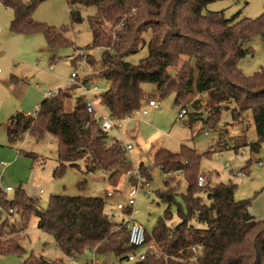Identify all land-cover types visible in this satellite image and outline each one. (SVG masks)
Segmentation results:
<instances>
[{"label": "trees", "instance_id": "trees-1", "mask_svg": "<svg viewBox=\"0 0 264 264\" xmlns=\"http://www.w3.org/2000/svg\"><path fill=\"white\" fill-rule=\"evenodd\" d=\"M44 1L0 0L13 14L11 33L41 34L48 47L56 50L66 43L65 29L32 19L34 10ZM66 1L72 23L81 21L80 8H95L87 22L91 47L103 51L100 61L93 63L97 80L108 85L95 96L97 105L107 110L106 115L117 120L133 115L147 97L142 84H154L160 97L173 94L174 104L184 105L181 111L186 112L187 104L181 102L185 95H202L210 119L231 103L235 121L242 112L251 111L256 142L249 149L257 153L264 148V69L244 76L237 66L248 54L245 46L250 39L264 30V16L248 20L239 19L237 13L225 19L221 12L205 11L209 3L219 0ZM148 30L147 57L137 65L126 63L124 58L138 52L141 36ZM93 79L84 78L89 82ZM70 98L67 90L59 89L55 96L41 101L34 115L11 116L5 127L8 142L20 141L25 133L36 140L48 135L57 144L58 166L53 176H60L67 168L79 170L77 161L85 159V173H107L108 185L116 190L121 177L127 176L132 167L124 158L121 143L101 131L82 98H76L72 110L65 112ZM201 102L199 98L192 106L200 108ZM198 166L199 157L187 147L180 153L159 149L154 154L152 169H159L165 176L180 171L183 175L165 179L163 190L157 194L167 209L152 233L145 231V244H152L154 250L146 254L144 264H264V221L249 214V201H235L233 184L210 185L209 179L199 174ZM138 170L149 178V169L138 166ZM199 177L204 180L202 187L197 185ZM179 179L187 185L183 195L187 213L175 226H169V207ZM105 205L103 198L52 196L47 208L40 210L36 200L21 188L11 199L0 189L1 212L7 216L16 213L21 218L19 226L7 217L0 223V255L22 253L20 233L25 221L33 216L37 229L52 237L63 256L77 260L85 252L94 251L98 257L121 261L134 249L128 243L127 229L118 228L108 219ZM23 264L54 263L30 256Z\"/></svg>", "mask_w": 264, "mask_h": 264}, {"label": "rangeland", "instance_id": "rangeland-1", "mask_svg": "<svg viewBox=\"0 0 264 264\" xmlns=\"http://www.w3.org/2000/svg\"><path fill=\"white\" fill-rule=\"evenodd\" d=\"M79 10V23L71 22L66 0H47L34 10L32 19L35 22L57 30L65 29L66 43L52 51L41 34L26 36L11 33L9 23L13 14L0 2V155H3L0 163L5 165L3 168L0 164V188L12 189V192L6 193L7 199H11L21 188L27 196L36 200L40 210L47 208L52 196L103 198L106 203L104 212L120 221L124 214L115 209L116 203L120 202L118 193L125 195L131 189V183L135 184L131 176L121 177L115 190L107 183V173H85V159L77 161L79 170L67 168L60 176H53L58 166L57 144L50 136L36 140L25 133L20 141L9 144L2 126L17 112L34 115V107L46 98L45 94L58 89L66 88L63 92L67 90L72 94L64 106L65 112H70L74 100L80 96L75 86L67 84L73 72L80 80L92 76L98 94L107 89L106 82L97 80L99 75L94 71L93 62L98 63L103 54L102 49L91 47L92 36L87 20L95 14V8ZM205 11L221 12L225 19L239 13V19L255 20L264 16V0H219L209 3ZM150 36V30L142 34L138 52L125 57L126 63L137 65L147 57ZM245 49H248V54L237 66L244 76H251L264 69V30L253 36ZM88 51H91L90 56ZM50 66L52 70H49ZM168 71L170 75L174 74V69ZM141 88L147 97L140 112L121 122L118 132L107 133L108 139H120L131 146V171L138 166L149 169V178L146 179L149 187L138 191L133 220L148 234L152 233L167 209L157 194L163 190L165 179L173 177L163 175L157 168L152 169L154 154L159 149L180 153L182 147H187L199 157V174L206 176L210 185L233 184L235 201H249V214L256 220L264 221V148L257 153H251L249 149V145L256 142L251 111L242 112L239 120L235 121L231 113L235 106L231 103L226 105L228 109L224 108L217 117L210 119L202 95H185L181 102L187 104V113L178 118L184 105L174 104L173 94L160 97L154 84H142ZM199 98L202 100L200 108L195 109L192 103ZM148 100H154L159 108H148ZM95 105L100 114H107L104 107ZM144 110L146 115L141 114ZM176 190L169 207V226H175L181 215L187 213L183 201L187 185L183 179H179ZM107 192L112 196L106 197ZM6 217L18 226L21 224L18 214L7 216L0 209V223ZM19 245L22 253L0 255V264H23L30 256L42 257L54 264H86L91 259L90 252H85L76 261L63 256L52 237L37 229V219L33 216L25 221ZM111 260L107 263L129 264L115 258Z\"/></svg>", "mask_w": 264, "mask_h": 264}, {"label": "built area", "instance_id": "built-area-1", "mask_svg": "<svg viewBox=\"0 0 264 264\" xmlns=\"http://www.w3.org/2000/svg\"><path fill=\"white\" fill-rule=\"evenodd\" d=\"M87 55L90 56L91 51H88ZM49 70H52L51 66L49 67ZM67 84L69 86H75L76 89L80 91L79 98H82L84 100L88 114H90L99 121L100 129L103 133H108L109 131L118 132V130L120 129L121 122L130 119L134 114L140 112L139 109L133 115L126 116L122 120H117L109 115L100 114L96 109V105H95L96 103L95 96L98 94V88L95 83L89 82L87 80H80L76 72H73L68 77ZM57 93L58 90L54 91L53 93L47 92L45 94V97L50 98L55 96ZM147 107L153 109L159 108V106L156 104L154 100H148ZM38 110L39 107H35L34 113L38 112ZM141 114L146 115V111L145 110L141 111ZM185 114L186 112L182 110L178 118H182V116H184ZM117 141L121 143V151L124 154L125 160L131 163L132 160L129 154V151L131 150V146L129 144H125L120 139H118ZM259 165L261 166L260 163ZM128 175L133 178L135 184L131 185V189L127 191L125 195H121L120 193H118L120 197V202L116 203L115 206L116 210L121 212L125 211L126 213L124 214V217L120 221H116L113 218V216H108V219L116 223L118 225V228L125 227L127 229L128 243L134 249L133 253L127 254L121 261L129 264H144V262L146 261V254L154 250V247L152 244L150 245L145 244V229L140 224L136 223L133 220V214H134L136 196L138 194V191L147 189L149 187V181H146V178L141 175L138 169L129 172ZM174 175L175 178H180L183 175V173L180 171L172 174L173 177ZM197 185L198 187H202L204 185L203 177L198 178ZM2 191L9 193L12 192V189L7 187ZM41 193L42 192L40 191V194ZM147 193L148 192H146V194ZM111 196L112 195L109 194L108 192L106 193V197H111ZM192 251L195 253V249H192ZM86 264H104V263H101L95 252L91 251V259L88 262H86ZM105 264H111V263H105Z\"/></svg>", "mask_w": 264, "mask_h": 264}, {"label": "crops", "instance_id": "crops-1", "mask_svg": "<svg viewBox=\"0 0 264 264\" xmlns=\"http://www.w3.org/2000/svg\"><path fill=\"white\" fill-rule=\"evenodd\" d=\"M11 20H12V18H11ZM11 20H10V22H11ZM10 24V23H9ZM50 49V48H49ZM50 50H52V49H50ZM53 51V50H52ZM106 86V88L108 87V85H105ZM66 88H63V89H60V90H65ZM59 90V89H58ZM71 96H72V94H71ZM38 106V105H37ZM36 107V106H35ZM35 107H34V109H35ZM39 107V106H38ZM17 113H19V112H17ZM34 113V112H33ZM11 117V116H10ZM9 117V118H10ZM9 118L7 119V121L9 120ZM7 121L5 122V123H3L2 124V126H3V128L4 129H6L5 127H6V124H7ZM3 157V155H0V160H1V158ZM1 165H3V168L5 167V165L3 164V163H0ZM7 188V187H6ZM9 188V187H8ZM42 194V193H41ZM91 253V252H90ZM91 255V254H90ZM99 258V260H100V262H102L103 263V261H104V264L105 263H107V262H110V261H112L111 259H113L112 257H104V258H101V257H98ZM69 259V258H68ZM72 260V259H71ZM74 261H76V260H74ZM88 262V261H87Z\"/></svg>", "mask_w": 264, "mask_h": 264}]
</instances>
